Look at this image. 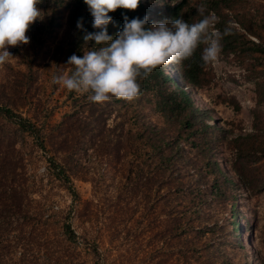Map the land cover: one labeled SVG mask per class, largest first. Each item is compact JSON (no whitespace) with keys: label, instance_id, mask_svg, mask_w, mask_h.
<instances>
[{"label":"trees","instance_id":"16d2710c","mask_svg":"<svg viewBox=\"0 0 264 264\" xmlns=\"http://www.w3.org/2000/svg\"><path fill=\"white\" fill-rule=\"evenodd\" d=\"M243 1L163 0L164 13L159 14L163 22L183 18L193 23L201 19L197 6L205 5L206 15L215 13L219 18L214 30L223 33L226 28H230V34L223 35L220 41L221 52L235 53L244 58L258 54L257 64L264 68V38L254 24V17L240 12L239 5ZM37 8L43 13L42 23L46 25L60 24V16L65 14L66 23L72 31L69 52L71 55L82 56V50H87L83 40L85 32L98 31L92 26L93 18L83 0H40ZM146 12V4L141 0L136 11L117 9L109 13L112 22L107 26L108 34L115 37L123 29L125 15L131 20L147 16ZM78 21H82L83 29L77 28ZM148 23L151 25L149 17ZM258 23L262 24L263 20ZM247 34L254 36L257 41L250 39ZM93 46L94 42L87 45L89 48ZM204 47L200 45L192 58L172 63L175 76L166 71V65H161L147 78L139 80L142 94L134 100L125 101L113 97L117 107L112 128L106 122L109 114L104 110L100 111L103 113L100 118L98 115L94 118L89 116L87 111L94 110L93 113H96L98 103L89 101L93 104L85 108L78 104L73 111V120L79 121L83 130L90 128L93 120H101L102 130L117 133L115 139L112 138L115 147L113 152L117 158L114 167L119 165L116 170L123 181V187L129 191L142 188L146 193L147 210L152 221L156 215L162 214L164 217L162 235L158 239L161 245L150 250L148 264H239L237 252L242 250L247 253L242 239L237 236L240 228L235 219L234 203L229 208L230 217H224L221 223L208 208L211 202L208 201L209 188L205 182L210 177L215 179L210 187L215 192L211 194L213 201L217 194L224 196L227 190L223 187L228 188L235 181L220 168L213 153L221 138L227 137L225 130L203 119L205 115H210L195 106L183 88L185 85L200 90L209 84L207 63L201 59ZM72 70L73 66L69 73ZM79 95L69 91L73 102L80 98ZM141 104H150L163 120V125L148 121L136 109ZM128 108L132 110L126 114ZM27 115L15 103L0 100V124L3 125V132L0 133V227L4 234L6 232L10 235L13 228L24 231L34 224L43 228L59 216L62 219V242L67 252L66 264H118L111 252L117 246L111 245V242L104 243L99 230L83 226L79 234L67 220L84 210L81 208L82 200L71 181L70 164L66 165L71 155L68 142L55 139L42 123L37 122V118ZM253 117L255 131L250 134L252 138L229 135L228 146L235 150L237 160L248 155L253 158L264 157L262 128L258 124L259 114L254 110ZM165 124L173 125L176 132L168 134ZM101 156L103 154L100 153L98 159ZM42 160L48 163L47 184L55 179L63 180L71 196V204L57 211H53V197L44 186V178L36 174L37 164ZM102 179L104 176L100 171H97L95 178H91L94 195ZM88 214L85 218L82 214L77 217L84 218V222H92L94 213L90 210ZM1 239L0 236V242ZM2 248L0 244V259ZM54 251L58 255V251ZM254 255L259 264H264L260 252ZM241 264L251 263L246 257Z\"/></svg>","mask_w":264,"mask_h":264},{"label":"rangeland","instance_id":"374dc122","mask_svg":"<svg viewBox=\"0 0 264 264\" xmlns=\"http://www.w3.org/2000/svg\"><path fill=\"white\" fill-rule=\"evenodd\" d=\"M143 1L151 24L163 22L159 14L164 13L163 0ZM239 8L246 16L254 17V24L264 38V0H244ZM43 18L41 12L39 19L26 33L30 38L28 45L8 48L15 58L0 65V100L15 103L27 116L37 118V122L42 123L55 139L68 142L71 155L66 165L70 164L71 181L82 200L81 208L84 209L67 218L72 227L79 234L83 226L99 230L104 243L111 242V245L117 246L111 252L118 264H148L150 250L161 245L158 239L162 235L164 217L162 214L156 215L152 221L147 210L146 193L142 188L129 191L123 187V181L116 170L119 165L114 167L117 158L113 152L115 147L112 138L115 139L117 133L102 130L101 120H93L90 122L92 128L84 130L79 121L73 120V111L78 104L85 108L93 103H89L87 93H78L80 98L73 102L69 90L54 83V77L70 71L71 65H67V61L71 56L69 42L72 31L66 23L65 14L60 16V24L57 25H46L42 23ZM261 20L263 23H258ZM247 36L257 41L254 36ZM258 56L256 54L255 57L244 58L235 53L220 52L214 62L207 63L206 70L210 77L207 86L200 90L183 86L194 105L210 115L202 116L203 119L224 129L227 134L226 138H221L217 143L213 153L220 168L235 182L228 188L223 187L227 190L225 195L217 194L213 201L211 194L215 192L210 187L215 179L210 177L205 183L209 188L208 201L211 202L208 208L219 218L220 223L224 217H230V205H235V219L240 228L237 236L242 239L247 252H237L239 264L246 257L251 264H259L254 255L257 251L264 258V157L253 158L248 155L237 160L235 150L228 146L229 135L252 138L250 134L255 131L253 110L259 114L258 124L262 128L261 141L264 146V68L257 64ZM166 71L172 76L176 75L172 64L166 65ZM260 96L262 101L259 102ZM116 107L111 99L98 103L96 113H93L94 110L87 112L92 118L97 115L100 118L103 116L100 111L104 110L109 114L106 122L112 128ZM136 109L148 121L163 125V120L150 104H141ZM165 125L168 134L176 132L173 125ZM100 153L103 157L98 159ZM47 165L45 160L39 162L36 174L44 178V186L53 197V211H57L71 204V196L63 180L55 179L47 184ZM97 171L103 174L104 179L99 180L100 186L94 195L90 180L97 176ZM158 205L160 212L161 207ZM90 210L94 213L92 222L82 221ZM79 214L84 218L77 217ZM61 224L62 219L58 216L43 228L35 224L26 227L24 231L13 228L10 235L6 232L4 234L0 227V244L3 246L0 264H66L67 252L62 242ZM78 241H81L80 236ZM54 250L58 251L60 257L55 255Z\"/></svg>","mask_w":264,"mask_h":264},{"label":"clouds","instance_id":"9594fccd","mask_svg":"<svg viewBox=\"0 0 264 264\" xmlns=\"http://www.w3.org/2000/svg\"><path fill=\"white\" fill-rule=\"evenodd\" d=\"M93 18V28L83 36L87 50L83 55H71L67 65L73 66L70 73L54 77V83L69 91L87 93L93 103H103L113 97L132 101L142 94L139 80L158 66L180 63L193 57L200 45H205L201 59L214 62L221 50L223 33L214 30L219 22L215 13L206 12V6H197L201 19L188 23L183 18L171 22L149 25L148 17L131 20L125 15L123 29L115 37L110 36L107 26L112 22L109 13L117 9L136 11L141 0H83ZM40 0H0V65L15 58L9 47L28 45L26 35L30 26L39 19L37 8ZM77 28L83 29L82 21ZM94 42V46L87 45Z\"/></svg>","mask_w":264,"mask_h":264}]
</instances>
